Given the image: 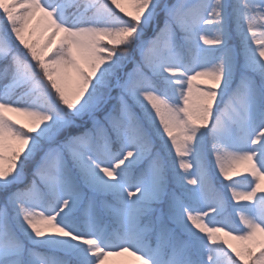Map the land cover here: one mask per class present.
<instances>
[{"label": "snow or ice", "instance_id": "1", "mask_svg": "<svg viewBox=\"0 0 264 264\" xmlns=\"http://www.w3.org/2000/svg\"><path fill=\"white\" fill-rule=\"evenodd\" d=\"M262 182L264 0H0V264H264Z\"/></svg>", "mask_w": 264, "mask_h": 264}, {"label": "rangeland", "instance_id": "2", "mask_svg": "<svg viewBox=\"0 0 264 264\" xmlns=\"http://www.w3.org/2000/svg\"><path fill=\"white\" fill-rule=\"evenodd\" d=\"M196 83L204 84L206 81L199 80ZM19 119L21 122H26L23 117H15ZM264 184V182H262ZM109 264H131V258H128L127 256L125 257H110L109 258Z\"/></svg>", "mask_w": 264, "mask_h": 264}]
</instances>
